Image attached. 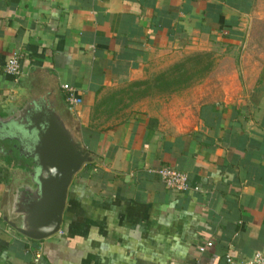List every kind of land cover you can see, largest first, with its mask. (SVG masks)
I'll use <instances>...</instances> for the list:
<instances>
[{
	"label": "crops",
	"instance_id": "1",
	"mask_svg": "<svg viewBox=\"0 0 264 264\" xmlns=\"http://www.w3.org/2000/svg\"><path fill=\"white\" fill-rule=\"evenodd\" d=\"M261 1L0 0V264H227L264 252V53L246 48ZM13 52L17 80L4 70ZM200 52L213 59L203 78L153 86ZM34 104L93 158L72 177L59 230L40 240L8 223L35 169L10 129ZM162 166L190 189L165 187L151 171Z\"/></svg>",
	"mask_w": 264,
	"mask_h": 264
},
{
	"label": "water",
	"instance_id": "2",
	"mask_svg": "<svg viewBox=\"0 0 264 264\" xmlns=\"http://www.w3.org/2000/svg\"><path fill=\"white\" fill-rule=\"evenodd\" d=\"M12 129L18 150L35 169L34 188H26L20 220L8 223L28 238L44 239L59 230L72 177L93 158L49 108L34 104L22 112Z\"/></svg>",
	"mask_w": 264,
	"mask_h": 264
},
{
	"label": "built area",
	"instance_id": "3",
	"mask_svg": "<svg viewBox=\"0 0 264 264\" xmlns=\"http://www.w3.org/2000/svg\"><path fill=\"white\" fill-rule=\"evenodd\" d=\"M20 57L18 53L13 52L8 58L4 70L7 74L13 76L16 80L21 76V67L19 63ZM63 89L67 92V100L71 105H76L80 99L74 95V89L69 84H63ZM151 171L156 172L165 187L175 191H187L190 189L188 176L184 172H180L169 166H162ZM212 245L211 241H207L205 245L199 247V251L203 252L207 247ZM227 264H264V252L256 251L250 257L242 261H235L229 255L226 256ZM208 264V263H207Z\"/></svg>",
	"mask_w": 264,
	"mask_h": 264
},
{
	"label": "trees",
	"instance_id": "4",
	"mask_svg": "<svg viewBox=\"0 0 264 264\" xmlns=\"http://www.w3.org/2000/svg\"><path fill=\"white\" fill-rule=\"evenodd\" d=\"M213 59L209 52L195 53L174 63L167 71L153 78L154 85L161 91H175L203 78L211 69ZM140 84L148 85L146 82Z\"/></svg>",
	"mask_w": 264,
	"mask_h": 264
},
{
	"label": "rangeland",
	"instance_id": "5",
	"mask_svg": "<svg viewBox=\"0 0 264 264\" xmlns=\"http://www.w3.org/2000/svg\"><path fill=\"white\" fill-rule=\"evenodd\" d=\"M257 36L261 37V40H257ZM247 49L255 50L258 48L260 53H264V0H262L255 11L253 24L249 28L248 32ZM249 59V58H247Z\"/></svg>",
	"mask_w": 264,
	"mask_h": 264
}]
</instances>
